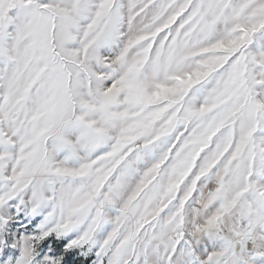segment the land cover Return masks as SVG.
I'll list each match as a JSON object with an SVG mask.
<instances>
[{
	"label": "snow or ice",
	"instance_id": "obj_1",
	"mask_svg": "<svg viewBox=\"0 0 264 264\" xmlns=\"http://www.w3.org/2000/svg\"><path fill=\"white\" fill-rule=\"evenodd\" d=\"M0 264H264V0H0Z\"/></svg>",
	"mask_w": 264,
	"mask_h": 264
}]
</instances>
